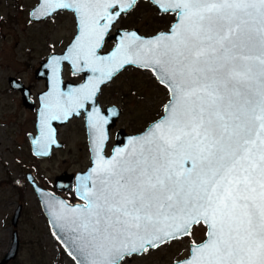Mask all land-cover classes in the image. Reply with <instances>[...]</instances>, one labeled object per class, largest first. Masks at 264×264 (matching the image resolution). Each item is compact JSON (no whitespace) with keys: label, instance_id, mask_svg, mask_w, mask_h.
<instances>
[{"label":"snow or ice","instance_id":"1","mask_svg":"<svg viewBox=\"0 0 264 264\" xmlns=\"http://www.w3.org/2000/svg\"><path fill=\"white\" fill-rule=\"evenodd\" d=\"M135 3L39 0L33 9L37 17L67 9L78 19L67 54L51 58L38 148L56 142L50 121L79 115L126 65L151 70L169 92L165 115L107 157L109 119L98 107L88 112L95 159L77 177L84 203L55 200L54 221L74 233L77 264H128L185 238L188 257L177 264H264V0H152L174 14L168 31H124L101 54ZM62 61L93 75L63 92ZM197 226L201 242L192 239Z\"/></svg>","mask_w":264,"mask_h":264},{"label":"rangeland","instance_id":"2","mask_svg":"<svg viewBox=\"0 0 264 264\" xmlns=\"http://www.w3.org/2000/svg\"><path fill=\"white\" fill-rule=\"evenodd\" d=\"M36 1L0 0V258L11 242L12 214L22 203L16 226L19 250L7 264H76L53 236L27 172L40 185L62 194L68 201L76 200L73 190H57L53 181L63 171L74 173L90 163L84 113L58 126L57 137L62 146L53 147L49 156H36L29 141V133L36 132V110L25 106L20 91L8 83L9 76L19 77L29 86L37 103V92L45 87V80L34 75L35 68L50 52L61 51L76 31L71 10H58L41 20L31 19L29 8ZM174 18V14L158 11L149 0H137L128 12L121 14L113 29L137 27L141 33L152 34L167 29ZM113 43V39L105 40L102 49ZM62 74L64 79H82L81 73H73L67 63ZM97 98L103 107H121L105 146L109 153L118 128L139 131L162 113L168 90L150 70L127 65L102 84ZM203 238L204 229L197 226L192 239L199 242ZM188 245V238L172 242L150 254L134 256L128 264H171L188 254Z\"/></svg>","mask_w":264,"mask_h":264},{"label":"water","instance_id":"3","mask_svg":"<svg viewBox=\"0 0 264 264\" xmlns=\"http://www.w3.org/2000/svg\"><path fill=\"white\" fill-rule=\"evenodd\" d=\"M150 2L152 3V0H150ZM38 3H39V0H37L36 3H34L29 9V17L33 20H41V19L47 18V16L37 17V16L33 15V9L35 7H37ZM156 9H157V7H156ZM74 18H75V23H76V31L73 34V36L71 37V39L65 44V47L63 48V50L53 51V52H50L49 54H47V56L45 58H42L40 60L39 65L34 70V75L36 77L44 78V80H45V88H43L42 90L37 92L38 105H36L35 100L32 97V93L30 91L29 86L25 85L24 82L19 77H16L13 75L9 76L8 77V83L12 88L20 91L22 102L25 106H28L32 109H36V118H35L36 133H34V134L29 133L31 151L36 156H39V157L49 156L53 147L62 146L63 145L62 141H60L57 138L58 126L61 124H64L73 116H79L81 114V112L84 113V124L86 127L87 142H88V147H89V151H90V164L85 169L77 170L75 173H69L67 171H63L60 174L56 175V177L54 178V186L57 189H59V190H65V189L72 190L73 189L75 195L79 198V193H78V183L79 182H78L77 177H79L81 175H86L88 173L89 169L93 166V161L95 159V154H94L93 149H92V136H91V132H90V129L88 127V124H87L88 112H90L93 107H98L101 111V114L106 116L109 119V123H108V125H106V128L108 130V139H109L110 129L116 123V120H117V118L121 112V107L118 105H115V104H106L103 108L100 101L97 98V94L99 93L98 92L94 98L95 103H93V101L86 102L85 107L83 109H79V115H77L74 112L72 114V116H70L67 120L61 119V120L50 121L51 127L55 130V141L56 142L54 144H50L47 148H42V147L38 148L37 145L34 144V142H33L34 139H37L40 137V115L39 114H40V111L43 107V102L41 100V97L44 96L45 93H48L52 88V72H51V64H50L51 58H52V56H63L65 54H67L68 48L70 47V45L74 41L75 36L78 34V19H77L75 14H74ZM175 22H176V18L170 23V25L168 26L167 29H160V30H157L156 32H154L152 34L141 33L137 27H132V28L117 27L114 29L113 32H109L108 35L105 37V40L113 39L114 40L113 45L109 49L101 50V54L109 53L114 48L115 44L118 42L120 34H122L124 31H136L138 33V35H140L141 37L152 38L155 35H157L159 32H167L169 27L172 24H174ZM64 63L69 64L71 71L73 73H81L82 79L79 81L64 79L63 74H62ZM152 73L155 75L156 79L159 81L156 74L154 72H152ZM92 75L93 74L91 71L75 72L71 66L70 61H62L61 65H60L59 88L61 91L67 92L71 88L79 87L81 84L86 83L88 78L91 77ZM109 81H106L105 83H107ZM101 86H102V84L100 85V89H101ZM168 94H169V92H168ZM168 99L165 101L164 105L168 102ZM112 110H115L117 115H115V116L112 115ZM163 115H165L164 110L159 117L150 121L141 131H138V132H127L123 127L118 128L114 134V143L112 144L110 153L105 152V146H106V143L108 140L105 142V144H104V155L106 157L111 156L116 147L126 146L127 141L130 137L143 134L149 127H151V125L154 122H157L159 119H161L163 117ZM43 152H47V155L42 154ZM27 178H28L29 182L32 184V186L34 187V189L38 195L42 210H43L44 214L46 215V218L48 220V224H49V227L51 229L53 236L59 241V243L67 251L68 254H69V252H72V255H70V256L72 258H73V256L76 257L75 259L74 258L73 259H74L75 263L77 264V262L81 259V257L79 255V253L76 252L75 248L71 244V238L73 237L74 233L71 231V229L69 227L58 226V223L56 221H54V218L52 215L54 208L52 205L54 204L55 200H62L67 205L74 207L77 205H83L84 201L82 200V201L69 202L68 200H66V198L63 195L57 194L53 190L48 189V188L40 185L33 178V176L31 175L30 172H27ZM21 207H22L21 204H19L15 208V210L12 214L11 224L14 226L13 231H12V238H11V242L9 244L8 249L6 250L4 255L0 258V264H7L11 259H13L17 256V253L19 250V236H18V231H17L16 226H17L18 219H19V216L21 213ZM201 241H199V242H201ZM187 257H188V255L185 257H182L180 259H175L171 264H177L178 261L186 259Z\"/></svg>","mask_w":264,"mask_h":264},{"label":"flooded vegetation","instance_id":"4","mask_svg":"<svg viewBox=\"0 0 264 264\" xmlns=\"http://www.w3.org/2000/svg\"><path fill=\"white\" fill-rule=\"evenodd\" d=\"M36 105H38L37 103H36ZM32 109V108H31ZM36 110V109H35ZM35 118H36V115H35ZM36 129V128H35ZM36 133V132H35ZM34 134V133H33ZM29 141H30V139H29ZM31 147V146H30ZM19 204H21V206H22V203H19ZM18 204V205H19ZM22 208V207H21Z\"/></svg>","mask_w":264,"mask_h":264}]
</instances>
